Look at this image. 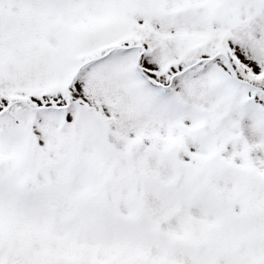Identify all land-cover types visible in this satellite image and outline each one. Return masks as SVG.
<instances>
[{
  "label": "snow or ice",
  "instance_id": "1",
  "mask_svg": "<svg viewBox=\"0 0 264 264\" xmlns=\"http://www.w3.org/2000/svg\"><path fill=\"white\" fill-rule=\"evenodd\" d=\"M0 264H264V0H0Z\"/></svg>",
  "mask_w": 264,
  "mask_h": 264
}]
</instances>
